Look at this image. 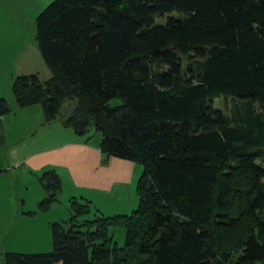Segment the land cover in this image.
Masks as SVG:
<instances>
[{
  "label": "trees",
  "instance_id": "obj_1",
  "mask_svg": "<svg viewBox=\"0 0 264 264\" xmlns=\"http://www.w3.org/2000/svg\"><path fill=\"white\" fill-rule=\"evenodd\" d=\"M36 43L51 76L15 77L17 106L79 137L94 129L103 163L139 165L138 205L89 221L71 198L51 251L3 264H264V0H53ZM39 182L47 211L62 183L50 169Z\"/></svg>",
  "mask_w": 264,
  "mask_h": 264
},
{
  "label": "rangeland",
  "instance_id": "obj_2",
  "mask_svg": "<svg viewBox=\"0 0 264 264\" xmlns=\"http://www.w3.org/2000/svg\"><path fill=\"white\" fill-rule=\"evenodd\" d=\"M52 1L0 0V99L6 100L3 97L8 99L6 102L11 112L13 108L11 109L10 105L19 108L12 94V83L15 77L36 74L41 81H45L51 76L37 49L36 18ZM168 17H181V14L172 12L156 17V23H165ZM118 103V100L112 102V104ZM214 106L223 109L230 115L229 101L219 99L214 102ZM33 108L42 112L40 105H35ZM66 111L67 113L71 111L68 103L63 107L64 114ZM25 117L28 121H36L35 113ZM25 117L21 115L20 119ZM24 124L26 127V120ZM54 124L60 126L58 122ZM32 129L33 127L29 130L31 134L37 131L39 126ZM87 137H90L85 139L87 142L100 145L101 136L94 129H90ZM104 165L106 164L104 163ZM137 166L141 170V167ZM14 175V186H12L9 177H6L5 182L0 184V264H3V256L8 252L36 254L51 251L49 225L54 222L68 221L71 215L69 201L71 198H76L78 201L85 200V197L80 198L83 197L80 191L73 190L71 192L66 185L61 188L56 204L47 211H41L39 204L46 194L39 182L40 174L37 177H26V173L15 172ZM38 195L41 196L40 200ZM92 198L96 202L91 205L93 201L87 200L90 203V212L82 218L84 220L90 221L101 216L130 215L138 203L135 184L130 194L126 193L121 197L112 196V198H99V200H96L95 197ZM23 200L25 204H22ZM110 235L119 248L124 246L125 230L123 228H111Z\"/></svg>",
  "mask_w": 264,
  "mask_h": 264
},
{
  "label": "crops",
  "instance_id": "obj_3",
  "mask_svg": "<svg viewBox=\"0 0 264 264\" xmlns=\"http://www.w3.org/2000/svg\"><path fill=\"white\" fill-rule=\"evenodd\" d=\"M10 107L12 112L0 115V184L9 177L14 186L15 172L37 177L50 169L62 180V188L67 185L71 192L80 191V198L93 201L91 205L96 202L92 197H121L133 191L142 168L117 158L108 159L104 165L99 143L87 142L89 137H79L61 124L45 126L42 112L34 106ZM32 113L36 114V121L31 122L25 116ZM21 115L25 118L20 119ZM36 126L39 129L31 134L29 130ZM21 202L25 204L24 200Z\"/></svg>",
  "mask_w": 264,
  "mask_h": 264
}]
</instances>
